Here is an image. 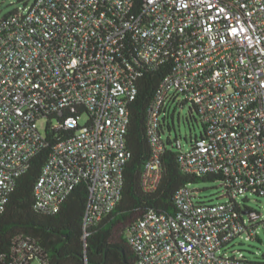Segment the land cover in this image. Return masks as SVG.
<instances>
[{
  "label": "built area",
  "instance_id": "obj_1",
  "mask_svg": "<svg viewBox=\"0 0 264 264\" xmlns=\"http://www.w3.org/2000/svg\"><path fill=\"white\" fill-rule=\"evenodd\" d=\"M138 64L168 69L146 113L142 190L160 185L163 119L181 96L203 129L186 148L174 141L179 170L216 178L225 201L201 202L190 184L180 187L174 215L148 210L126 229L137 264H264L227 250L264 227L260 213L239 212L248 196L264 195V0H34L1 19L0 213L47 147V129L60 137L34 185L33 210L57 214L85 183L82 240L112 213L130 158ZM0 264L51 261L37 239L17 234Z\"/></svg>",
  "mask_w": 264,
  "mask_h": 264
},
{
  "label": "trees",
  "instance_id": "obj_2",
  "mask_svg": "<svg viewBox=\"0 0 264 264\" xmlns=\"http://www.w3.org/2000/svg\"><path fill=\"white\" fill-rule=\"evenodd\" d=\"M138 67L142 76L137 83L136 99L129 109L130 122L126 135V148L130 158L124 167V184L115 209L87 231L85 240H82V220L88 198L85 183L79 184L73 190L57 214L47 216L33 210L34 185L49 152L60 137L57 131L47 129V147L32 159L29 169L18 179L15 190L0 213V254H7L13 237L22 234L38 240L46 249L51 264H85V260L87 264H137L136 253L129 247L125 238L126 229L141 219L148 210L165 213L168 216L174 215L176 211L174 195L180 187L198 181H216V178L210 176L195 177L182 174L176 161L174 147L176 138L171 140L167 137L161 160L163 173L160 185L151 194L142 190L141 174L150 156L146 135V113L168 69L166 65L157 70L149 69L142 64H138ZM189 112L190 118L186 122L193 125L192 122L197 123L193 114L198 117V113L194 106L190 107ZM166 114L163 127L169 131L171 125L168 119L172 116L169 114L168 106ZM201 127L203 129L202 123ZM201 136L200 132L198 136L190 139L196 140ZM254 196L264 197L258 193ZM252 211L254 210L248 208L247 202L244 201L239 212ZM262 225V222L256 223L258 228ZM255 240L260 242L258 236Z\"/></svg>",
  "mask_w": 264,
  "mask_h": 264
},
{
  "label": "rangeland",
  "instance_id": "obj_3",
  "mask_svg": "<svg viewBox=\"0 0 264 264\" xmlns=\"http://www.w3.org/2000/svg\"><path fill=\"white\" fill-rule=\"evenodd\" d=\"M33 1L34 0H26L25 2H18L17 0H0V20L9 13L30 6ZM168 108L169 114L172 116L168 119L171 129L168 131L166 127L163 128L165 131L163 138L169 137L171 140L176 138L180 140L186 148L190 138L198 136L202 131L201 123L195 114L193 115L197 123L192 122V125L186 122V120L190 118V105L183 103L181 96H178L174 103H170ZM43 123V121L39 122V127H42ZM189 188L199 191L198 200L201 202L215 203L225 201V197L222 196L224 191L220 181H198L190 184ZM248 200V208L260 213L261 217L264 218V197L250 195L248 196ZM257 236L260 242L257 240H246L245 238L235 239L229 245L228 251L233 253L241 252L248 260L264 262V228L262 226L258 228Z\"/></svg>",
  "mask_w": 264,
  "mask_h": 264
}]
</instances>
